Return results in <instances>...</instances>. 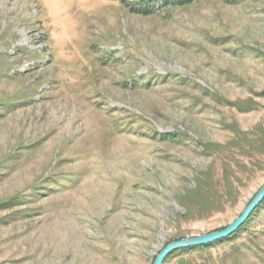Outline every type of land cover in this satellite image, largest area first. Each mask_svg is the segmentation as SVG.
I'll return each instance as SVG.
<instances>
[{"label":"rangeland","instance_id":"1","mask_svg":"<svg viewBox=\"0 0 264 264\" xmlns=\"http://www.w3.org/2000/svg\"><path fill=\"white\" fill-rule=\"evenodd\" d=\"M153 8L0 0V264H153L264 186V0ZM263 201L163 264H264Z\"/></svg>","mask_w":264,"mask_h":264},{"label":"water","instance_id":"2","mask_svg":"<svg viewBox=\"0 0 264 264\" xmlns=\"http://www.w3.org/2000/svg\"><path fill=\"white\" fill-rule=\"evenodd\" d=\"M263 200L264 186L260 188L254 198L245 207L241 215L226 228L217 232L205 235H192L179 241L171 242L159 252V254L155 257L153 264H163L167 257L173 252L207 246L228 238L241 228V226L248 220L249 216Z\"/></svg>","mask_w":264,"mask_h":264},{"label":"trees","instance_id":"3","mask_svg":"<svg viewBox=\"0 0 264 264\" xmlns=\"http://www.w3.org/2000/svg\"><path fill=\"white\" fill-rule=\"evenodd\" d=\"M119 1L123 5L129 7L133 11L134 10L136 11V9H137L138 13H140L142 16H150V15H152V13H154L153 12L154 11L153 7L156 6V5H160L161 8L187 6L191 2H193L194 0H134V2H131V3H130L131 0H119ZM222 1H224L227 4L234 5V4H237V3L241 2V1H246V0H222ZM150 5H152V6H150ZM143 85L144 86H148V82L143 83ZM242 137H245L246 141H248L250 143H256L257 147H258V150L264 156V121H262V123H260L257 126H255L253 131H251L249 133H243ZM198 190H197L196 194H199L201 192L202 186L199 187ZM250 217L248 218V220L250 219ZM236 233L232 234L231 236H229L226 239L220 240L218 242H215L213 244H210V245H207V246H203V247H200V248L201 249H205L206 247H209V246L214 245L216 243H219V242H222V241H225V240H229ZM191 249H185V250H191ZM181 251H184V250H181ZM177 252H179V251H176V252H173L172 254H170L167 257V259L170 258L173 254H175Z\"/></svg>","mask_w":264,"mask_h":264}]
</instances>
